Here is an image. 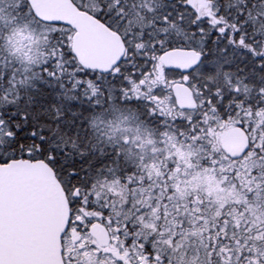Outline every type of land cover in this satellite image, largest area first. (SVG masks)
<instances>
[{
  "label": "snow or ice",
  "instance_id": "6c2138e0",
  "mask_svg": "<svg viewBox=\"0 0 264 264\" xmlns=\"http://www.w3.org/2000/svg\"><path fill=\"white\" fill-rule=\"evenodd\" d=\"M0 264H264V0H0Z\"/></svg>",
  "mask_w": 264,
  "mask_h": 264
}]
</instances>
